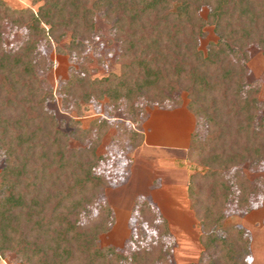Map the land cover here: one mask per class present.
Masks as SVG:
<instances>
[{"label": "trees", "instance_id": "trees-1", "mask_svg": "<svg viewBox=\"0 0 264 264\" xmlns=\"http://www.w3.org/2000/svg\"><path fill=\"white\" fill-rule=\"evenodd\" d=\"M32 1L36 9L14 10L0 0V260L13 254L20 264H169L167 222L146 199L136 200L135 211L157 230L155 242L144 245L131 235L135 247L128 252L99 245L112 210L100 204L92 215L90 208L110 185L97 171L107 156L96 152L100 129L110 122L95 123L99 134L92 138V127L64 131L47 107L54 93L39 75L48 67L41 45L84 59L98 14L117 43L124 78L94 86L80 64L60 84L62 104L68 109L74 102L106 98L136 121L144 102L178 103L185 93L196 125L205 129L204 135L192 133L188 146L203 169L192 181L201 179L199 206L210 211L199 236L206 253L200 263L245 264V231L235 228L223 243L215 229L222 226L227 204L248 211L251 199L264 193V177L254 183L239 169L264 162L260 86L248 81L253 48L263 56L264 76V0ZM4 20L25 29L14 49L3 45ZM207 25L217 38L202 50ZM127 141L137 147L143 133L132 130Z\"/></svg>", "mask_w": 264, "mask_h": 264}, {"label": "rangeland", "instance_id": "rangeland-1", "mask_svg": "<svg viewBox=\"0 0 264 264\" xmlns=\"http://www.w3.org/2000/svg\"><path fill=\"white\" fill-rule=\"evenodd\" d=\"M4 3L14 10L28 7L34 10L37 7L32 0H4ZM206 13L207 8L203 7L200 14L205 17ZM1 30L3 45L7 50L16 48L25 38V29L16 27L9 20L3 21ZM95 31L96 37L84 51V59L58 54L53 46L44 42L40 48L47 55L48 67L40 69L39 75L44 78L45 86L54 93L47 107L62 120L60 125L64 131L71 130L73 125L82 129L92 127V138H95L99 134L95 123L102 118L110 122L106 129H100L101 136L96 149L98 154L107 156L97 171L106 176L110 185L103 189L90 212L95 215L100 204H106L112 210L113 219L109 230L100 235L98 243L101 247L113 246L128 252L135 247V242L129 241L131 235L144 245L155 242L157 230L141 221L135 211L136 200L146 199L155 205L167 222L170 236L166 237V244L171 248L169 264H201L200 260L206 253L199 236L209 224L210 211L199 206L198 185L201 179L193 183V176L203 169L195 154H190L188 146L191 134L198 132L204 135L205 129L196 125L198 120L187 108L186 94H180L178 103L158 106L144 102L142 117H137L136 121L123 108L114 109L106 98L74 102L68 109L61 102L58 93L60 84L68 79L71 68H77L80 64L86 67L88 78L94 86L124 78L123 64L117 59V43L113 41L109 25L98 14L95 16ZM216 38L212 26H205L204 35L199 41L200 49L205 50L207 44ZM251 52L248 81L259 83L261 113L264 114L263 56L255 48ZM132 130L143 133L142 143L133 148L127 141ZM70 144L76 146L78 141L70 139ZM3 165L4 159L0 152V170ZM239 169L254 183L264 177V162L256 169L246 164ZM224 213L226 216L222 226L215 229L217 237L226 243L235 228H242L248 239L244 263L264 264V193L251 199L248 211L238 209L235 203H229ZM85 220L86 217H82V221ZM159 221L157 218L156 222ZM0 264L20 263L13 254H9L0 260Z\"/></svg>", "mask_w": 264, "mask_h": 264}]
</instances>
